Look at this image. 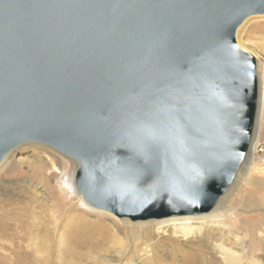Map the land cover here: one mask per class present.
<instances>
[{
    "label": "water",
    "instance_id": "obj_1",
    "mask_svg": "<svg viewBox=\"0 0 264 264\" xmlns=\"http://www.w3.org/2000/svg\"><path fill=\"white\" fill-rule=\"evenodd\" d=\"M264 0H0V162L42 143L85 200L131 220L199 215L248 153Z\"/></svg>",
    "mask_w": 264,
    "mask_h": 264
},
{
    "label": "rangeland",
    "instance_id": "obj_2",
    "mask_svg": "<svg viewBox=\"0 0 264 264\" xmlns=\"http://www.w3.org/2000/svg\"><path fill=\"white\" fill-rule=\"evenodd\" d=\"M243 25L237 33V41L242 48L251 52L258 62H262L261 66L257 65V70L261 73L259 80L261 87L264 88V14L252 16ZM253 143L257 145L256 151L264 149V116H259L257 119ZM12 153L18 160L24 158V161L31 162L29 164L19 161L13 165V170L8 169L3 175L0 173V206H4L1 210L8 213V222L14 225V231H9L12 233L11 237H3L0 232V264H44L46 260H49L50 264H130L129 262L133 261L127 253L119 261L113 257V262L110 257H103L93 252L95 255L87 254L92 250L90 246L98 242L107 243L113 236L125 239L129 244L131 231L133 229L138 231L140 225L149 223V220L133 222L129 218L114 215L109 210L89 205L75 185L78 168L76 161L47 145L27 143ZM248 157L247 167L245 166L243 170V179L234 183L223 196L227 198L228 207L221 219L208 220L203 225H199L196 220L177 226L171 223L158 225L163 230V234L160 235L161 244L167 251L172 250L173 246L188 251L196 246L195 243L202 244L204 249L210 251L208 241L219 242L221 239L229 238L233 242L237 235L244 241L247 260L256 257L264 262V233H262L264 231V153L253 155L251 149ZM50 158L62 169L67 165L65 167L67 171L70 170L72 191L78 204L71 203L70 199L74 195L72 191L64 185L60 186L63 180L55 178L53 170H46L38 162L39 159L48 161ZM30 169L37 174L36 177L29 175ZM46 176L50 177L47 183H45ZM27 179L41 182L39 188L46 192V187L42 185L47 184L48 191L55 199L61 225L51 218L48 211L44 212L42 207L34 202L37 198L33 191L18 189V185ZM212 212L205 215H210ZM128 221L130 226L127 224ZM199 226H202L201 233ZM223 227H228L230 230ZM147 229L152 230L150 226ZM139 231L143 232L141 229ZM37 232L45 239V244L40 241ZM192 232L193 234L190 235ZM209 236L212 240L207 239ZM203 240L207 243L202 242ZM74 243L81 245V247L75 245L76 254H73L74 251L70 252V246H74ZM166 250L162 252L165 257L168 253ZM180 253L182 255V251ZM217 254L220 256L219 253ZM175 256L181 258L180 254ZM215 264L221 263L215 262Z\"/></svg>",
    "mask_w": 264,
    "mask_h": 264
},
{
    "label": "bare ground",
    "instance_id": "obj_3",
    "mask_svg": "<svg viewBox=\"0 0 264 264\" xmlns=\"http://www.w3.org/2000/svg\"><path fill=\"white\" fill-rule=\"evenodd\" d=\"M243 26H245V25H243ZM240 27L238 28V31H239ZM238 31H237V33H238ZM236 39H237V34H236ZM237 43H238V41H237ZM256 61H257L256 62L257 63L256 64V73H257V80H258V89H259L258 93H259V95H258L257 112H256V119H255L252 139H251L250 147H249L248 153L246 155V158L244 159V162L241 165V167H240L232 185L230 186V188L233 186L234 183H237L239 180L243 179V175H244L243 170L247 167L246 166L248 163L247 159L249 158L248 156H249L250 150L251 149L253 150V155H255L256 153H259V152L264 153V149H262L260 151H256L257 145L253 143L254 135H255V131H256V126H257V119L259 116L260 117L264 116V88L261 87V85H260L259 74L261 75V73H258V70H257V65L261 66L262 62L261 61L258 62V60H256ZM260 99H261V102H260ZM29 143H36V142H29ZM252 143H253V145H252ZM25 144H27V143H25ZM36 144H42V143H36ZM22 145H24V144H22ZM42 145H44V144H42ZM20 146H18V147H20ZM18 147L14 148L0 162V173L2 175L8 169L13 170L14 169L13 165H15L17 162L19 163V161L30 164L31 161H29V160L24 161L25 160L24 158H21L20 160H18L17 157L15 156V154L12 153ZM38 162L40 163V165L43 168H46V170H48V169L53 170L52 172H53V175L55 178L57 177L58 179L63 180V182L60 183V186L64 185L66 188L68 187L72 191L70 170L67 171V169L65 167L67 165H65L64 168L62 169V168H60V166H58L53 161L52 158H50L48 161H44L42 159L41 160L39 159ZM29 175H32L35 177L37 176V174L34 171H32V169L29 170ZM48 180H50V177L46 176L45 183H47ZM40 184H41V182L39 183L36 180L27 179V181L24 180L23 183L18 185V189L19 190L23 189L26 191H28V190L33 191L34 195L37 198L36 200H34V202L36 204H38L39 206H41L44 212L48 211L51 218L55 222H57V224L61 225V222L59 221V218L57 215V209H56V205L54 203V200H55L54 197L52 196L51 192L48 191L47 184L42 185V186L46 187L45 189H47V192L45 190H42L41 188H39ZM230 188H229V190H230ZM228 191H226V193ZM72 193L74 194L73 191H72ZM223 196H221L219 198L217 204L215 205V207L211 211H209L208 213H205V214H209L210 212H212L214 210L210 215L199 214L198 217H194V218L187 217V216H197V215H181V216L175 215V216L164 217V218H149V219H145V220H135V221L132 220L133 222H138V221H146L147 222L149 220L148 221L149 223H143L142 225H140L141 226L140 229L143 232H140L139 231L140 229H138V231L134 230V229L131 231L130 236H129V241L130 240L131 241L129 242V244H128V241L127 242L125 241V239L123 240L118 236H113L112 239L107 243H99L98 242L96 245L90 246L92 250H90L91 252H89L87 255H89V256L95 255L93 253L100 254V255H103V257H107V258L110 257L111 258L110 260H112V262H113L114 261L113 257H115V259L119 261L121 259V257L125 253H127V255H130L131 258L133 259L132 262H129L130 264H215V262L216 263L218 262L221 264H264L263 261H261L260 259H258L256 257L247 260L246 253H245L246 250L244 249V241L242 240L241 236H237V235H236L235 240L233 242L229 238H225L226 240L221 239V241H219V242L208 241L209 245L208 244L207 245L209 246V248H211L210 251L204 249L203 245L200 243H199V245L197 243H195L194 245H196V246L191 247L190 250H188V251H184L182 247L180 248L177 246H173L172 250L167 251L166 248H164V245L161 244L160 235L163 234V230L158 225H163L164 223H171L174 226H177V225L189 224V223L193 222L194 220H196L197 223H199V225H203L208 220H216V219L219 220V219H221L222 216L224 215L223 213L226 210V207H228L227 198H225ZM70 200L72 201L71 203L73 205L75 203L78 204L77 203L78 201L75 202L76 201L75 194L72 196V198ZM84 200H85V198H84ZM247 204L251 205L249 202H247ZM89 205H91V204H89ZM1 209H4V206H0V232H2L3 237L4 236L11 237L12 233H9V231L10 230L14 231V225L11 224L10 222H8V219H7L8 213H6L5 211H2ZM114 215H116V214H114ZM172 217H175V218H172ZM124 218L128 219V217H124ZM166 218H172V219L166 220ZM153 219H156V220H153ZM161 219H163V220H161ZM129 220H131V219L129 218ZM127 224H128V226H130L129 221L127 222ZM133 226H135V225H133ZM149 226L151 227L152 230L147 229V228H149ZM201 227L202 226H199V228H201ZM133 228H135V227H133ZM223 228L230 230V228H228V227H223ZM201 230H202V228L200 229V233H201ZM262 233H264V231ZM191 234H193V232L190 233V235ZM38 237L42 243H44V244L46 243L45 239L39 233H38ZM207 239L212 240V237L209 236ZM206 240H203L202 242L205 243ZM229 241H231V242H229ZM76 244L77 243H74V246H70V252L74 251L73 254H76V251H75L76 249L74 250V247H76V246L81 247V245H79V244L76 245ZM68 245H69V243H68ZM165 250L168 252L166 254V257L162 253ZM181 251H182V255L180 253ZM67 253H69V251ZM217 253H219L220 256ZM176 254H178V256L180 254L181 258L178 259L175 256ZM44 264H50L49 260H46ZM109 264H112V263H109Z\"/></svg>",
    "mask_w": 264,
    "mask_h": 264
}]
</instances>
